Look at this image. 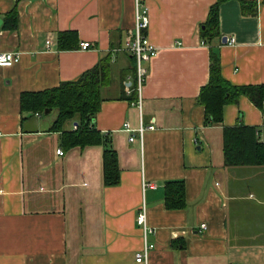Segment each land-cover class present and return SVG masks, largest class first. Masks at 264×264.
<instances>
[{"label": "crops", "instance_id": "obj_1", "mask_svg": "<svg viewBox=\"0 0 264 264\" xmlns=\"http://www.w3.org/2000/svg\"><path fill=\"white\" fill-rule=\"evenodd\" d=\"M217 1L0 0V53L20 55L0 67V264H264V166L226 167L222 150L225 128H253L264 143V101L240 95L219 123L198 101L212 51L224 81L264 86V0H223L218 35L203 44L200 28ZM138 6L157 50L139 93L124 50ZM69 32L75 38L62 49ZM108 54L111 82L93 124L103 142L65 150L51 130L57 113L24 111L21 96L75 81ZM139 96L141 112L130 105ZM105 150L116 153L115 186L103 184ZM173 182L183 204L169 209ZM143 207L146 233L136 224ZM145 244L154 247L136 263Z\"/></svg>", "mask_w": 264, "mask_h": 264}, {"label": "trees", "instance_id": "obj_2", "mask_svg": "<svg viewBox=\"0 0 264 264\" xmlns=\"http://www.w3.org/2000/svg\"><path fill=\"white\" fill-rule=\"evenodd\" d=\"M223 0H218L209 10L206 22L200 28V38L203 44H208L218 35V7ZM246 3L242 2L244 14L254 15L255 11L247 12ZM75 38V33L60 34V48L65 49L69 40ZM135 71V68L133 69ZM111 59L110 54L101 58L90 70L83 73L77 80L62 83L58 87L39 93L23 94L21 108L30 113H49L56 111L57 116L51 128L61 133V144L65 150L74 148L84 149L100 145L103 140L93 124L95 115L102 102V89L110 82ZM240 95H246L257 107L264 101V86L257 88L234 87L220 76L219 57L212 51L209 62V81L198 96V101L205 108L208 121L219 123L222 120L223 106L232 102ZM71 123L75 129L65 131L63 127ZM222 150L224 165L232 166H264V143L258 142L253 128L232 127L223 129ZM102 180L104 186H115L119 182V168L116 153L105 150L102 156ZM176 186L180 194H171L172 187ZM182 184H166L167 208L181 207ZM179 193V192H178Z\"/></svg>", "mask_w": 264, "mask_h": 264}, {"label": "built area", "instance_id": "obj_3", "mask_svg": "<svg viewBox=\"0 0 264 264\" xmlns=\"http://www.w3.org/2000/svg\"><path fill=\"white\" fill-rule=\"evenodd\" d=\"M149 18L147 9L144 7H137L136 15H135V24H134V37L133 39L126 44L124 50L131 55V57L135 60V76H136V84L135 91L139 93L142 84L144 83L145 77L147 75V68L144 66L145 63L149 62L153 57L157 55V50L153 46V44L148 40L147 36L144 32L148 29ZM226 43L232 44L234 43L233 38H227ZM48 44V42H46ZM89 43H82L81 49L86 50L89 48ZM20 55L19 53H0V67H9L19 61ZM130 93V91H128ZM131 106L136 107L139 112L142 109V101L140 96L136 101L130 103ZM152 126H149L148 129H152ZM146 128L143 127L141 121L137 132L140 136L143 134ZM123 130L126 132H131L128 123H124ZM129 142L134 141V136L131 135L129 137ZM57 155H62L63 152L61 150L56 151ZM136 224L140 226L144 233L148 232L149 229L146 224V213L144 207L138 213L136 218ZM204 228V226H202ZM153 245L145 244L142 251H139L135 254V262L136 263H145L147 252L149 249H152Z\"/></svg>", "mask_w": 264, "mask_h": 264}, {"label": "rangeland", "instance_id": "obj_4", "mask_svg": "<svg viewBox=\"0 0 264 264\" xmlns=\"http://www.w3.org/2000/svg\"><path fill=\"white\" fill-rule=\"evenodd\" d=\"M129 73L131 74V75H133V73H134V71H130L129 70ZM41 114V117L44 119L45 117H47L48 115L47 114H45L44 112L43 113H40ZM56 114V111L55 110H53L52 111V113L49 115V117H52L53 115H55Z\"/></svg>", "mask_w": 264, "mask_h": 264}, {"label": "water", "instance_id": "obj_5", "mask_svg": "<svg viewBox=\"0 0 264 264\" xmlns=\"http://www.w3.org/2000/svg\"><path fill=\"white\" fill-rule=\"evenodd\" d=\"M222 42L223 43H225L226 42V38L224 37L223 39H222ZM45 114H48V111L47 110H45V112H44Z\"/></svg>", "mask_w": 264, "mask_h": 264}]
</instances>
